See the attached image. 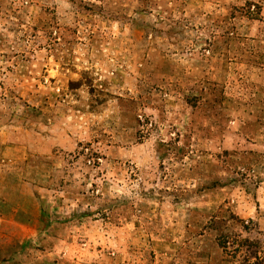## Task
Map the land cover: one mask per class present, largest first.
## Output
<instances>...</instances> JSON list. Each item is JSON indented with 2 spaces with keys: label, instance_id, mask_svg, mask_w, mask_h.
<instances>
[{
  "label": "rangeland",
  "instance_id": "obj_1",
  "mask_svg": "<svg viewBox=\"0 0 264 264\" xmlns=\"http://www.w3.org/2000/svg\"><path fill=\"white\" fill-rule=\"evenodd\" d=\"M0 138V264H264V0H0Z\"/></svg>",
  "mask_w": 264,
  "mask_h": 264
},
{
  "label": "crops",
  "instance_id": "obj_2",
  "mask_svg": "<svg viewBox=\"0 0 264 264\" xmlns=\"http://www.w3.org/2000/svg\"><path fill=\"white\" fill-rule=\"evenodd\" d=\"M4 139H2V138H0V143L2 144V143H4ZM7 142V141H6ZM7 150H8V148H6ZM2 155V153L0 152V156ZM1 166V165H0ZM2 167V166H1ZM4 169H6V168H4ZM1 190V189H0ZM1 192V191H0ZM15 214V213H14ZM1 219H2V195H1V193H0V221H1ZM10 222L12 221V219H10L9 220Z\"/></svg>",
  "mask_w": 264,
  "mask_h": 264
},
{
  "label": "trees",
  "instance_id": "obj_3",
  "mask_svg": "<svg viewBox=\"0 0 264 264\" xmlns=\"http://www.w3.org/2000/svg\"><path fill=\"white\" fill-rule=\"evenodd\" d=\"M221 244H222V246L224 247V248H227V240L225 239V240H223L222 242H221ZM263 252H264V248H263ZM257 254V253H256ZM257 256V255H256Z\"/></svg>",
  "mask_w": 264,
  "mask_h": 264
}]
</instances>
